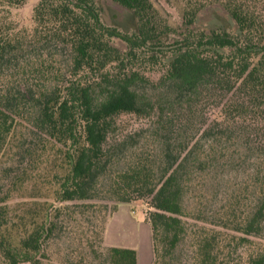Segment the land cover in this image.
<instances>
[{
    "label": "trees",
    "instance_id": "16d2710c",
    "mask_svg": "<svg viewBox=\"0 0 264 264\" xmlns=\"http://www.w3.org/2000/svg\"><path fill=\"white\" fill-rule=\"evenodd\" d=\"M27 1L0 0V158L27 162L6 170L13 178L0 190V264H40L66 205L102 189L117 203L150 199L144 220L159 259L187 237L192 264H264V0H178L177 27L152 0H110L123 12L116 26L99 0H39L20 27L11 12ZM208 9L224 25L198 27ZM203 105L216 112L210 122ZM197 114L222 167L252 161L221 207L220 230L181 220L191 176L209 170L213 153L194 141ZM139 122L150 125L152 151L132 150ZM48 151L58 162L46 177L54 204L43 215L27 202L11 209ZM107 259L137 264L130 249L110 248Z\"/></svg>",
    "mask_w": 264,
    "mask_h": 264
},
{
    "label": "rangeland",
    "instance_id": "374dc122",
    "mask_svg": "<svg viewBox=\"0 0 264 264\" xmlns=\"http://www.w3.org/2000/svg\"><path fill=\"white\" fill-rule=\"evenodd\" d=\"M38 1L28 0L21 8L13 10L11 12L12 19L20 27H29L32 10ZM152 1L170 25L177 27L181 24L182 8L178 0ZM99 3L103 9V21L106 25L116 26L117 23L122 21L123 12L118 6L110 0H99ZM209 9L201 15V20L197 23L198 27H206L209 21L217 26L223 24L221 21L216 20L215 16L212 17V13H219L221 18H226L225 14L219 9V11L215 12L209 11ZM211 10H214V8ZM206 109L207 107L203 105L200 107L199 113L206 112L205 116L210 122L216 116V112H214L212 107H208L207 111H205ZM192 120L195 122L197 129H199L194 141L201 139L199 141L200 146L205 151L213 153L208 161L210 162L208 163L210 166L209 170L202 173L197 172V174L191 176L192 181L188 183L184 196L185 208L181 220L185 222L188 230H196L199 227L220 230L221 226L226 222L225 216L220 213L221 207L225 203L226 205L227 202L229 203V198L239 195L240 189L243 188V183L247 181V170L251 167L252 161L247 160L244 165L240 166H238L239 164H233L222 167L219 155L214 154V149L217 148H210L209 138H201V133L205 126L202 125L201 115L197 114ZM141 124L139 122L132 127L137 129L133 134H138L132 141L134 148L132 150L152 151L155 148V140L150 137V132L142 131L144 129L148 130L150 125L144 127ZM128 130H130V126ZM22 133L25 134L26 131L23 132L22 130ZM208 148L210 149L208 150ZM130 150L128 145V150L125 153H130ZM219 150L218 147L215 153H218ZM215 162L218 168L216 172L212 171ZM57 166L58 162L49 155L48 151L34 167L36 169L33 172V178H35L34 181L36 183H27L26 189L20 194V196H27L28 198L25 199L15 195L8 203L10 208L14 209L20 203L27 202L28 204H34L31 209L35 214L43 215L44 209L41 212L39 210L46 205L48 207L54 204L52 200L54 188L48 185L46 177L54 174ZM24 168H27V162L23 158L15 157L13 153L7 158H0V190L7 189L13 178V174L9 177L6 176V170H11L12 172ZM100 192L97 199L85 203H69L66 205L68 207L62 210L53 237L44 245L43 256L39 257L40 264H108L107 250L112 248L108 242L116 246H126L139 242V238L142 235L141 229L133 227L130 221H121L118 225L113 223L112 226L114 227H112V231L111 228L109 229L107 240H105V230L118 207L126 208L129 216L134 220L142 221L145 219L147 214L153 211L150 208V199L131 198L132 200L129 203H117L114 199L115 197L106 192V190L102 189ZM248 207H250V202L248 197H246L242 201L241 209H239L243 211ZM47 212L50 216L53 215L52 212H49V209ZM240 252H234L231 257L236 259ZM152 264H192V249L189 239L184 237L174 253L171 256L166 254L163 259L157 258L153 249Z\"/></svg>",
    "mask_w": 264,
    "mask_h": 264
},
{
    "label": "crops",
    "instance_id": "0c3cea01",
    "mask_svg": "<svg viewBox=\"0 0 264 264\" xmlns=\"http://www.w3.org/2000/svg\"><path fill=\"white\" fill-rule=\"evenodd\" d=\"M116 220V221H115ZM130 221L131 225L136 228L141 229V237L139 238V242L131 245L126 246H116L112 245L111 243L108 244L112 248H120V249H130L135 251L136 253V260L137 264H152L153 262V244H152V237H151V230L149 225L143 219L142 221L134 220L132 217L129 216L128 210L126 208L118 207L117 211L115 212L113 218L107 224L105 230V240H107L108 231L111 228L113 223H120L121 221ZM115 221V222H114ZM140 243V244H139Z\"/></svg>",
    "mask_w": 264,
    "mask_h": 264
}]
</instances>
